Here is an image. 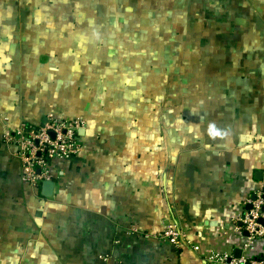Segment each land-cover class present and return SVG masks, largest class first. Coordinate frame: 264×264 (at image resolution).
Masks as SVG:
<instances>
[{
	"label": "crops",
	"instance_id": "0c3cea01",
	"mask_svg": "<svg viewBox=\"0 0 264 264\" xmlns=\"http://www.w3.org/2000/svg\"><path fill=\"white\" fill-rule=\"evenodd\" d=\"M49 114L87 126L46 196L4 136ZM261 186L264 0H0V264H209Z\"/></svg>",
	"mask_w": 264,
	"mask_h": 264
},
{
	"label": "built area",
	"instance_id": "2783aa9c",
	"mask_svg": "<svg viewBox=\"0 0 264 264\" xmlns=\"http://www.w3.org/2000/svg\"><path fill=\"white\" fill-rule=\"evenodd\" d=\"M87 121L81 116L59 117L47 115L39 124L22 122L5 133V142L15 147V155L22 162V180L33 188H38L45 180L52 179L51 162L59 158H71L83 150L79 131L85 129ZM245 204L251 208L233 219L238 234L244 231L248 236L242 242V254L211 251L207 255L209 264H264V256L256 251L257 241H264V186L255 192ZM146 238L166 240L175 246L190 245L200 251L202 247L193 242L188 231L177 221L171 220L159 232H144ZM264 246V244H263ZM114 264H126L116 260Z\"/></svg>",
	"mask_w": 264,
	"mask_h": 264
},
{
	"label": "water",
	"instance_id": "95a60500",
	"mask_svg": "<svg viewBox=\"0 0 264 264\" xmlns=\"http://www.w3.org/2000/svg\"><path fill=\"white\" fill-rule=\"evenodd\" d=\"M54 187H55V180L54 179L45 180L43 182V185H42L43 194L46 196H51L53 194ZM253 198H255V195L253 196ZM250 208H251V204H248L247 209H250ZM245 234H247V233L245 232ZM241 254H242V249L241 248L236 249V255L235 256L240 257Z\"/></svg>",
	"mask_w": 264,
	"mask_h": 264
}]
</instances>
